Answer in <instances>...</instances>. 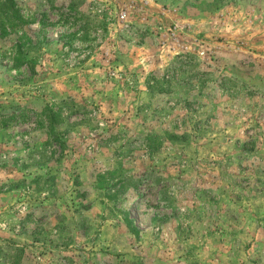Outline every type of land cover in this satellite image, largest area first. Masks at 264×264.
Instances as JSON below:
<instances>
[{
  "label": "rangeland",
  "instance_id": "374dc122",
  "mask_svg": "<svg viewBox=\"0 0 264 264\" xmlns=\"http://www.w3.org/2000/svg\"><path fill=\"white\" fill-rule=\"evenodd\" d=\"M0 264H264V0H0Z\"/></svg>",
  "mask_w": 264,
  "mask_h": 264
}]
</instances>
